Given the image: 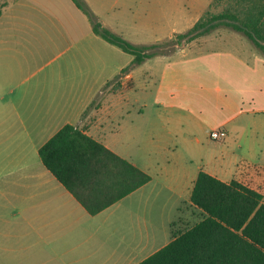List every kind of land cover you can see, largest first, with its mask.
Wrapping results in <instances>:
<instances>
[{
	"label": "crops",
	"instance_id": "obj_1",
	"mask_svg": "<svg viewBox=\"0 0 264 264\" xmlns=\"http://www.w3.org/2000/svg\"><path fill=\"white\" fill-rule=\"evenodd\" d=\"M212 1L172 3V12L183 18L167 38L190 29ZM0 5L7 7V0ZM239 34L222 36L235 48L210 45L150 58L142 64L150 67L149 78L136 87L127 83L137 78L138 67L123 73L127 65H121L98 88L84 83L76 69L74 84L90 90L74 96L76 106L53 105L47 76L33 91H14L6 103L1 95L0 264H139L204 218L191 201L201 170L264 196V55ZM148 109L155 118L150 130L133 117V111L143 116ZM66 124L83 129L151 180L89 213L39 154ZM217 128L227 131L220 154L196 157L195 147L210 144ZM132 144L139 149L131 150ZM178 144L191 154L178 152Z\"/></svg>",
	"mask_w": 264,
	"mask_h": 264
},
{
	"label": "trees",
	"instance_id": "obj_2",
	"mask_svg": "<svg viewBox=\"0 0 264 264\" xmlns=\"http://www.w3.org/2000/svg\"><path fill=\"white\" fill-rule=\"evenodd\" d=\"M92 19L95 34L133 55L131 66L152 58L161 41L137 45L95 20L87 5L73 0ZM223 6L219 11L213 7ZM3 13L0 5V17ZM220 26L244 33L264 55V0H213L178 45ZM43 164L91 214H97L151 180V175L72 124L63 126L39 149ZM192 203L204 218L180 230L162 249L139 264H264V196L233 179L223 181L201 170Z\"/></svg>",
	"mask_w": 264,
	"mask_h": 264
},
{
	"label": "rangeland",
	"instance_id": "obj_3",
	"mask_svg": "<svg viewBox=\"0 0 264 264\" xmlns=\"http://www.w3.org/2000/svg\"><path fill=\"white\" fill-rule=\"evenodd\" d=\"M4 1L6 0H0V3ZM80 1L87 5L95 20L133 44L149 45L163 42L162 46L156 49L160 52L154 57L182 54L184 49L186 53H190L204 50L210 45L235 48L234 41L222 38L232 31L240 33L246 37L245 41L248 44H252L244 33L227 26H220L190 42L182 40L180 45L168 42L170 38L176 37L175 34L167 38L173 34L174 25L181 26L183 18L177 12L173 13L170 8L176 0ZM7 2L8 5L3 7L4 12L0 17V96L4 97L5 103L13 97L14 91L20 89L33 91L35 85L42 84L47 76V93L52 91V97L55 99L53 105L76 106L71 102L74 96L77 99L76 95L82 91H90L86 84L84 86L74 84L76 69L83 73L84 83H94L98 88L110 76L111 79L114 78L113 75L118 74L121 65L131 66L133 56L95 34L92 19L73 0H7ZM222 8L223 6H215L213 10L219 11ZM38 26H42L41 29ZM214 38L216 42L210 43ZM143 63L128 70L138 67L137 78L132 80V84L127 83L128 88L136 87L134 83L138 84L139 81L149 78L150 67H142ZM149 64L152 63L146 65ZM68 79L73 81L68 83ZM116 87L115 91L121 88L118 87V82ZM107 89L106 87L104 91ZM23 93L24 91L21 92L22 95ZM100 96L101 94L97 96L95 103L99 101ZM133 117L149 130L155 120L151 109L143 116L133 111ZM220 141L210 140V144L198 145L193 153L198 158L220 154ZM139 147L140 145L136 144L130 145L133 151ZM178 152L191 154L188 148L181 144H178ZM187 227L189 226L184 229Z\"/></svg>",
	"mask_w": 264,
	"mask_h": 264
},
{
	"label": "built area",
	"instance_id": "obj_4",
	"mask_svg": "<svg viewBox=\"0 0 264 264\" xmlns=\"http://www.w3.org/2000/svg\"><path fill=\"white\" fill-rule=\"evenodd\" d=\"M210 136L213 140H222L227 136V131L222 128H217L211 131Z\"/></svg>",
	"mask_w": 264,
	"mask_h": 264
}]
</instances>
